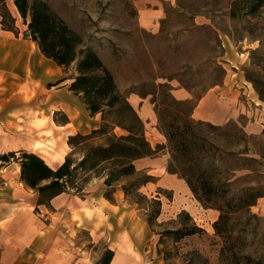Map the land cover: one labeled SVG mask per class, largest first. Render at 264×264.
I'll return each instance as SVG.
<instances>
[{
    "label": "rangeland",
    "instance_id": "1",
    "mask_svg": "<svg viewBox=\"0 0 264 264\" xmlns=\"http://www.w3.org/2000/svg\"><path fill=\"white\" fill-rule=\"evenodd\" d=\"M45 1L82 36L83 47L100 55L123 95L152 103L156 125L146 122L145 133L154 147L160 145L153 156L166 155L167 167L224 196L218 199L215 194L210 202L222 205L228 214L218 233L214 226L218 208L205 207L194 192L191 197L183 192L174 196L155 176L141 193L131 190L132 198L125 197L122 183L112 188L80 175L70 193L82 198L105 191L115 196L120 189L125 200L117 212L116 229L131 228L135 244L146 247L151 264H264V5L252 11L251 0ZM6 2L17 13L14 0ZM148 9L158 11L148 17ZM0 12L8 13L3 3ZM16 24L12 40L24 42L27 24L19 15ZM50 62L57 76L39 85L12 92L10 79L5 82L0 134L8 140L0 152L27 146L57 167L72 152L68 133L88 129L94 121L64 79L75 64L65 73ZM175 86L189 90L191 99L178 101L172 94ZM220 87L233 106L231 117L218 125L191 117L195 103ZM49 97L63 103H48ZM62 105L68 111L60 109ZM66 116L71 123L63 124ZM155 126L165 141L154 136ZM116 131L125 133L121 128ZM79 155L73 154V159ZM146 167L145 160L139 162L143 178L150 174ZM77 186L83 188L77 191ZM203 189L199 192L208 196ZM143 194L159 195L161 200V213L152 225L147 219L153 205ZM253 196L255 203L248 205ZM183 210L192 219L180 215ZM192 222L204 232L183 236L174 231L189 229ZM76 239L90 248L92 264L106 258L105 237L92 242L90 233L81 230Z\"/></svg>",
    "mask_w": 264,
    "mask_h": 264
},
{
    "label": "trees",
    "instance_id": "2",
    "mask_svg": "<svg viewBox=\"0 0 264 264\" xmlns=\"http://www.w3.org/2000/svg\"><path fill=\"white\" fill-rule=\"evenodd\" d=\"M14 2L20 17L27 24L25 36L36 41L42 53L60 65L64 72L68 73L70 66L75 64V70L71 74L70 89L80 95L91 115L101 114V118L99 126L90 132L69 135L68 144L72 152L68 153L57 167L48 164L38 153L28 150H21V156H17L14 151L0 152V159L10 160L13 157L20 162L21 179L28 186L36 189L38 203L48 204L54 196L64 191H71L74 188L75 178L79 175L82 180L91 177L103 178L104 184L112 188L122 183L126 198H132L131 190L141 193L142 187L151 182L154 176L146 173L143 178L140 173L142 170L137 167L136 161L156 154L160 146L158 144L154 147L147 139L145 121L128 97L122 94L113 73L100 55L95 50L82 46V36L70 27L48 2L45 0H14ZM239 2L240 0H234V4ZM0 3H3V8L8 12L6 16L5 12H0L2 27L16 32L17 18L8 8L6 0H0ZM263 5L264 0H251L252 11L258 10ZM234 11L235 9L232 10ZM117 128H121L125 133H117ZM167 136L171 139L170 134ZM76 153L80 155L75 160L72 155ZM167 169L179 175L178 170L169 166ZM179 176L187 181L205 207H216L220 210L219 219L214 223L217 232L220 233L228 212L222 205L210 201L215 194L218 199L225 197L210 187L203 189V186H196L183 174ZM125 179L130 183L125 182ZM82 188L83 186H77V191ZM201 189L203 192L208 191V196H202L203 193L199 192ZM105 196L114 200V196L107 192ZM142 197L148 204L153 205L147 219L152 225L154 219L161 213V200L159 195L148 198L143 194ZM257 197L253 196V200L248 202V205L254 204ZM134 201L141 205L140 200L134 199ZM181 214L192 219L186 210ZM174 231L186 236L204 232V229L192 222L191 228L186 230L178 228ZM113 255V250L106 249V258L100 263L109 264Z\"/></svg>",
    "mask_w": 264,
    "mask_h": 264
},
{
    "label": "crops",
    "instance_id": "3",
    "mask_svg": "<svg viewBox=\"0 0 264 264\" xmlns=\"http://www.w3.org/2000/svg\"><path fill=\"white\" fill-rule=\"evenodd\" d=\"M154 11L157 12L158 9H148L145 16L150 17ZM12 13L16 18L19 15L18 10L17 13ZM12 33L16 32L2 27L0 15V40L9 43L12 50L16 52L26 49L34 53L35 56L44 57L53 69L50 60L56 62L42 53L36 41L29 37H25L24 42L12 40ZM3 61H5V57L0 54V105L5 93L3 86L7 80L10 79L7 82L10 87L8 91L13 92L16 87L22 88L21 85L7 75V67ZM56 65L63 69L57 63ZM66 75L64 79L69 80L67 84L69 91L79 99L89 118L94 121L90 128L71 131L68 136L77 132H90L93 128L99 126V114H90L80 95L70 89L71 74ZM223 93L222 87L207 91L195 103L191 117L217 125L225 123L233 113V106L231 107ZM172 94L180 100H187L192 97L189 90L179 86L172 88ZM135 97V95H132L130 102L138 110L142 119L145 123H154L156 112L152 103L147 102L146 99L141 100L139 98V100H136ZM52 101L57 102L59 99L49 97L48 103ZM59 103L62 104L63 102L59 101ZM65 107V105H62L60 109L68 111ZM69 123L71 122L66 116L63 124ZM2 125L0 117V132ZM154 129V136L158 137L159 141H165L164 134L156 126ZM5 140H8V138ZM5 140L4 136L0 134V148L5 147ZM21 150L35 152L34 148L27 146L10 147L7 152L14 151L18 156ZM151 156L153 155L139 158L136 161L137 167L140 161L145 160L147 162L145 169L156 177V181L161 187L173 191L174 196L182 192L189 196L193 194L189 184L183 177L168 171L166 155L162 157ZM63 160L59 161V164ZM95 179H99L102 185H106L103 178L95 177ZM82 196L80 198L78 194L64 191L54 196L48 204L38 203L36 189L28 186L21 179L20 162L13 157L10 160L0 159V264H92L90 261V248L84 246L83 243H76V233L81 230L90 233L92 242L100 237L108 239L106 249L114 251L109 264H151L152 261L147 260L145 257L146 247L135 244L136 237L132 229L127 226L116 229L117 212L125 200L120 189L115 191L114 200L108 199L105 196V191L98 194L92 193L85 197ZM217 213L214 211V215H218ZM97 264L101 263L97 262Z\"/></svg>",
    "mask_w": 264,
    "mask_h": 264
},
{
    "label": "bare ground",
    "instance_id": "4",
    "mask_svg": "<svg viewBox=\"0 0 264 264\" xmlns=\"http://www.w3.org/2000/svg\"><path fill=\"white\" fill-rule=\"evenodd\" d=\"M0 54L5 57L3 63L7 67V75L22 88L29 89L56 76L44 57L35 56L29 50L16 52L9 43L0 40Z\"/></svg>",
    "mask_w": 264,
    "mask_h": 264
},
{
    "label": "built area",
    "instance_id": "5",
    "mask_svg": "<svg viewBox=\"0 0 264 264\" xmlns=\"http://www.w3.org/2000/svg\"><path fill=\"white\" fill-rule=\"evenodd\" d=\"M3 153V152H2Z\"/></svg>",
    "mask_w": 264,
    "mask_h": 264
}]
</instances>
